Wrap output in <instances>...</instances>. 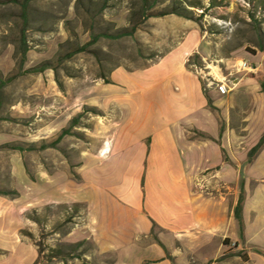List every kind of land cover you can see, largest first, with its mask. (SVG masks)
Segmentation results:
<instances>
[{
    "label": "crops",
    "instance_id": "1",
    "mask_svg": "<svg viewBox=\"0 0 264 264\" xmlns=\"http://www.w3.org/2000/svg\"><path fill=\"white\" fill-rule=\"evenodd\" d=\"M160 26L156 63L117 70L89 100H76L108 114L101 145L78 172L82 183L57 182L53 193L45 186L44 200L84 203L96 251L113 264H264V148L248 163L264 137V53L241 54L254 75L234 74L235 62L206 82L190 62L212 59L208 32L175 16ZM78 113L61 114L53 132ZM13 159L14 169L0 172L24 182ZM26 212L0 194V264H37L36 248L21 238Z\"/></svg>",
    "mask_w": 264,
    "mask_h": 264
},
{
    "label": "rangeland",
    "instance_id": "2",
    "mask_svg": "<svg viewBox=\"0 0 264 264\" xmlns=\"http://www.w3.org/2000/svg\"><path fill=\"white\" fill-rule=\"evenodd\" d=\"M175 1L0 0V147L23 150L0 151V171L14 169V156L25 170L24 182L0 172V194L16 193L14 200L27 208L21 238L36 248L37 264L114 263L113 255L96 251L86 205L49 203L44 187L53 193L57 182L63 188L68 181L82 183L78 172L100 147L108 114L76 108V100H89L117 70L140 71L158 61L156 40L163 38L155 32L165 18L159 15L175 12ZM200 1L207 12L188 8L189 18L208 32L213 56L208 65L192 64L207 82L218 70L226 74L245 50L264 47V1ZM75 109L81 119L56 143L58 117ZM14 187L19 191H9Z\"/></svg>",
    "mask_w": 264,
    "mask_h": 264
},
{
    "label": "trees",
    "instance_id": "3",
    "mask_svg": "<svg viewBox=\"0 0 264 264\" xmlns=\"http://www.w3.org/2000/svg\"><path fill=\"white\" fill-rule=\"evenodd\" d=\"M264 1V0H263ZM201 1L200 0H195L194 1V4L193 3H189L188 0H176L174 2V11L173 13H169V14H160L159 17H166V16H169V15H176L180 18H183V19H186V20H191V18H189V16L192 15V12L188 10V8H191V9H201V10H204V13L207 12L206 9H204V7H202L201 5ZM135 33V30H133L130 34H123V35H120L118 37H116V39H121L123 37H129V36H133V34ZM258 51L264 53V47L263 45H259L258 46ZM197 60H200L199 57H194L193 58V61H197ZM190 65H193L192 64V61L190 62ZM106 84H108L106 82ZM262 86V90H263V93H264V82L261 84ZM81 115L77 116L75 119H73L71 121V127L70 129L68 130H63L62 133L60 134V136L58 137L57 139V142L56 143H59L62 141V139L67 136L69 133H70V130L74 127L75 124H77L79 122V120L81 119ZM48 147L47 146H43V150L47 149ZM264 148V137L260 140V142L258 143L257 146H255L248 154V163L249 164H252L254 162V160L257 158V156L260 154V152L262 151V149ZM3 150H14V151H19V152H22L23 150L21 148H18L16 146H11V145H6V146H2L0 147V151H3ZM1 195H3L4 197H9L11 198L12 200H14V198L17 196L16 193H12V192H2ZM244 200H245V194H244V191L242 190V195H241V198H240V201H239V204H238V207L236 208L235 210V218L236 220L241 224L242 223V209H243V204H244Z\"/></svg>",
    "mask_w": 264,
    "mask_h": 264
},
{
    "label": "built area",
    "instance_id": "4",
    "mask_svg": "<svg viewBox=\"0 0 264 264\" xmlns=\"http://www.w3.org/2000/svg\"><path fill=\"white\" fill-rule=\"evenodd\" d=\"M256 71H257L256 68H254L248 62H246L245 60H240L236 63V71L234 74L254 75ZM231 248L235 249L236 245L235 244L231 245Z\"/></svg>",
    "mask_w": 264,
    "mask_h": 264
}]
</instances>
